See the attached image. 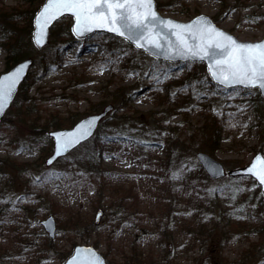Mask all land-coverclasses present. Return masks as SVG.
I'll use <instances>...</instances> for the list:
<instances>
[{
  "label": "rangeland",
  "instance_id": "rangeland-1",
  "mask_svg": "<svg viewBox=\"0 0 264 264\" xmlns=\"http://www.w3.org/2000/svg\"><path fill=\"white\" fill-rule=\"evenodd\" d=\"M27 2L0 0V7L25 8ZM156 7L180 20L209 14L241 40L264 36V0H156ZM68 18L71 24L72 17L66 15L52 27L47 46L33 50L24 89L19 88L0 122V264H63L78 244L94 245L107 264H264L263 197L253 178L212 179L203 170L209 180L198 177L191 192L170 180L174 167L167 178L160 177L159 169V159L166 158L162 142L170 138L179 140L184 166L195 169L196 152L210 153L202 125L212 115L221 136L210 154L227 169L247 164L259 150L264 153V131L255 123L252 102L258 91L224 89L209 77L212 93L197 94L179 81L197 63L206 69L204 62L157 59L103 32L63 37ZM6 55L0 46V73L6 70ZM101 65H107L102 74ZM154 69H159L160 84L152 79ZM221 89L224 95L218 98ZM122 91L130 95L128 108L138 118L133 122L127 118L129 122L145 120L149 127H128L123 112L113 108L106 114L100 123L101 133L108 135L101 156L103 183L82 171L85 151L91 148L83 146L85 142L46 164L53 145L49 130L71 127L108 104L115 107ZM178 95L184 96L177 99L181 107L174 108ZM109 131L143 136L146 143L137 149L132 142L110 139ZM236 187L244 191L233 199ZM193 196L206 200L212 211L198 214L204 228L197 225L191 236L188 227L196 220L189 202ZM49 214L56 221L54 238L40 223Z\"/></svg>",
  "mask_w": 264,
  "mask_h": 264
},
{
  "label": "snow or ice",
  "instance_id": "snow-or-ice-1",
  "mask_svg": "<svg viewBox=\"0 0 264 264\" xmlns=\"http://www.w3.org/2000/svg\"><path fill=\"white\" fill-rule=\"evenodd\" d=\"M64 14L74 18L71 31L78 38L94 29H105L134 45L136 49H143L157 57L163 56L169 61L177 58L184 61L207 60L211 78L224 89L242 87L250 93L257 90L264 96V41L240 42L216 27L208 17L197 16L189 23L165 19L155 10L153 0H47L36 17L34 41L37 46H41V37L49 23ZM123 55L127 56L128 52L124 51ZM26 67V64H20L14 73L0 78V115L4 113L6 98L11 97ZM106 69L107 65H101V74ZM158 73L159 69H154L151 76L155 83L160 84L162 80ZM144 75L149 73L145 72ZM164 77L167 78L168 74L164 73ZM191 87L195 90L196 86ZM98 119L93 117L84 121L72 132L55 133V152L47 163L52 165L57 157L67 154L69 149L90 138ZM231 126L236 127L235 124ZM110 139L114 140L115 137ZM105 159L110 160L112 157L105 156ZM247 173L264 186V159L255 157ZM53 175L55 173H49V176ZM180 178V172L173 173L172 179ZM208 191L214 193L216 189ZM232 191V198L235 199L244 189L236 187ZM44 227L49 228L47 222ZM75 251L76 255L67 264H99V257L91 249L77 248Z\"/></svg>",
  "mask_w": 264,
  "mask_h": 264
},
{
  "label": "trees",
  "instance_id": "trees-1",
  "mask_svg": "<svg viewBox=\"0 0 264 264\" xmlns=\"http://www.w3.org/2000/svg\"><path fill=\"white\" fill-rule=\"evenodd\" d=\"M44 0H39L38 3H33V0H28L29 6H26L25 8L23 7H0V46L5 48L7 51L6 55V69L10 68L12 65H14L16 62L32 56L33 50L36 49L33 40H32V30H33V18L35 15L36 10L40 7ZM66 19V18H64ZM19 23H22L20 25ZM58 23V22H57ZM65 33L63 35L66 36H72V31H71V24L69 22H66V29ZM23 32H26L25 36ZM106 36L112 38V39H117V40H122L120 38H117L111 34L104 33ZM53 36H56V33L53 34ZM62 37V38H63ZM123 41V40H122ZM126 47L132 48V45L127 44L124 42ZM134 49V48H133ZM111 50L113 52H118L119 49H115L111 47ZM135 66V65H134ZM174 85V83H172ZM180 86H189L192 88V85H195V92L197 94L201 93H207L211 94L212 90L210 88H213V86L210 85V80L209 76L207 75L206 69L203 65V63H197V68H195L194 71H190L186 74V76L179 81ZM24 82L20 86V90L24 89ZM26 88V87H25ZM122 93V94H121ZM172 95L173 91L171 92ZM257 99L252 100L254 102V108L256 109L257 115L255 119V123L259 124V129H262L264 131V98L257 94ZM117 96V104L113 109L116 111H122L125 117V121L128 122V127L132 128H147L149 127V124L144 120L140 121L139 123L134 122L135 119H138L137 116L135 115L134 110L132 111L131 108H128L129 103L128 100L131 99L130 95H125V93L122 91L120 92ZM224 95V90H219V97ZM184 96L178 95L174 98L175 100V106L174 108H179L181 107V104L177 102L178 98H183ZM258 100V101H257ZM130 102V101H129ZM257 102V103H256ZM190 105H194L195 103L190 102ZM207 106H210L207 105ZM128 109H131V112H127ZM223 111H219L218 113L221 115ZM211 119H208V122L203 123L202 129L204 135L206 134V139H204L205 144H209L207 147V151L210 153H213L216 148L218 147V141L221 136V129L220 126L217 125V118L214 117L213 115L211 116ZM132 122H129L130 120ZM74 120L71 122L73 123ZM127 125V124H126ZM132 125H136L135 127ZM55 126H58L56 124ZM61 126V124H60ZM106 128V127H105ZM125 128V127H122ZM101 129V124L99 126V131L89 139L87 140L83 146H91V148L87 151H85V156L82 159V164L80 165L82 168V171L88 176L92 178V175L95 177L97 182L103 183L104 181V170L101 168V156L103 152H105V148L107 147L108 144V138H106L108 135L105 137V132L100 131ZM127 132V131H126ZM106 134H110L111 136L109 137H117L116 140H119L120 142H132L133 145L137 147V149L142 148L143 145L146 143V140L143 139V136L140 137H133L131 135L127 136L125 135L124 132L120 133H115L113 131H109ZM152 136V135H151ZM153 137V136H152ZM164 143L165 146V159H159V169L163 170V172L160 174V177L167 178L168 174L167 172L169 171L170 168L174 167L175 172H180V179H176L175 181H179L181 186L187 187L189 191H193L195 189H192L193 186H195V180H197L198 177L203 178L204 181H208L209 178L207 175L204 173L203 169L201 168V165L199 163H195L196 167L195 169H191L190 165L184 166V162L181 161V154L179 151L182 149L180 146V142L177 138H170L168 141L162 142ZM179 150V151H178ZM188 163V162H186ZM190 164V163H189ZM240 166L243 164H239ZM193 166V165H192ZM183 170V171H181ZM170 173V172H169ZM174 173V172H173ZM173 174H169V178L171 181H174L172 179ZM98 178H102L98 180ZM243 177L240 176H235L232 177L235 181H238L242 179ZM216 190H220V188H217ZM3 196V194H0V197ZM190 205L195 207V210L191 213L192 216L195 214L196 220L193 221V223H190L188 227V232L192 236L193 235V230L195 231L197 228V225H200V228H204V223L202 218H198V214L202 212H211L212 207L211 205L206 204V200H200L198 197H190ZM261 206L262 210L264 211V201H261ZM222 210V209H221ZM201 230V229H200ZM51 243V241H49ZM152 260H149L148 263H151ZM153 264V263H152Z\"/></svg>",
  "mask_w": 264,
  "mask_h": 264
},
{
  "label": "water",
  "instance_id": "water-1",
  "mask_svg": "<svg viewBox=\"0 0 264 264\" xmlns=\"http://www.w3.org/2000/svg\"><path fill=\"white\" fill-rule=\"evenodd\" d=\"M47 3V0H44V2L42 3V5L38 8V10L36 11L35 15H34V18H33V30H32V40H33V43L34 45L37 47V48H43L45 47L46 45H48L50 43V37H51V28L53 27V25L59 20L61 19L63 16H66V15H69L71 16L70 14H64L63 16H60L59 19L55 20V21H51L49 23V25L47 26V28L45 29V32H44V35L41 37V46H37L35 41H34V34L37 32V21H36V17L39 15L40 11L43 9V6L44 4ZM153 3H154V8L155 10L158 12V14L165 18V19H172L174 21H177V22H180V23H189L191 22L192 20H194L197 16H205V17H208L211 22L213 24H215L216 27H218L219 29L229 33L230 35H232L234 38H236L238 41L240 42H250V43H258V42H261V41H264V36L258 40H241L239 39L235 34L231 33L230 31H227L225 30L224 28L220 27L219 25L216 24V21L213 19L212 16H210L209 14H206V13H199L197 15H195L193 18L189 19V20H180V19H177V18H173V17H170V16H165L163 14L160 13V11L158 10V8L156 7V0H153ZM72 17V16H71ZM75 23V20L74 18L72 17V24H71V29L73 27ZM94 32H107V33H111V32H108L106 31L105 29H94L92 32H89L81 37H86L87 35L91 34V33H94ZM115 36H117L115 33H111ZM75 35V34H74ZM77 36V35H76ZM119 37V36H118ZM143 50V49H141ZM144 51V50H143ZM148 53V52H146ZM150 55L154 56L155 58L157 59H162V60H166L163 58V56H160V57H157L155 55H153L152 53H149ZM166 61H169V60H166ZM173 61H184V60H180V59H175ZM192 61H200L199 59L197 60H192ZM205 63L206 65V68H207V71H208V62L207 60H204L202 61ZM20 64H26L27 67L25 68V70L23 71V73H21V78L19 79V81L17 82L16 84V87L15 89L13 90V93L11 95V97H8L6 98L5 100V105H4V113L2 115H0V122L2 121L6 111L9 109V107L11 106L12 102L14 101L15 97H16V94L19 90V87L20 85L23 83V81L25 80V78L27 77L28 75V72L30 71L32 65H33V58L31 56L29 57H26L18 62H16L14 65H12L10 68L2 71L0 73V78H2L3 76L5 75H10L12 73L15 72L16 68L19 67ZM208 74H209V71H208ZM210 76V74H209ZM211 78V76H210ZM211 81L213 83H216L212 78H211ZM217 84V83H216ZM218 86H221L223 87L222 85H219L217 84ZM264 97V96H263ZM113 108V105L112 104H108L106 105L103 110L99 111V112H94V113H91V114H88L82 118H80L77 122L74 123V125H72L71 127H64V128H56V129H51L48 131V134L49 136L52 138V141H53V146H52V152L51 154L46 158V164L49 165L47 163V161L54 155V152H55V145H56V137H55V133H60V132H72L74 131L79 125H81L84 121H88V120H91L93 117H99V119L96 121V127L94 128L93 130V134L95 133V131L97 130L101 120L105 117V115ZM89 139V138H88ZM87 139V140H88ZM86 141V140H85ZM83 141V142H85ZM82 142V143H83ZM79 146V145H78ZM77 147V146H76ZM75 147V148H76ZM75 148H72V149H69L68 153L70 151H72L73 149ZM67 153V154H68ZM65 154V155H67ZM65 155H62L60 157H63ZM257 156H260L262 157V159H264V153L263 151L259 150L257 151L253 156L252 158L250 159V161L245 164V165H242V166H237V167H233V168H230V169H227L225 167V165L219 161L217 158H215L214 156H212L210 153L206 152V151H203V150H198L196 152V158H197V161L200 163L201 167L203 168V170L207 173V175L212 178V179H218V178H221V177H224L226 175H229V176H250L251 178L255 179V181L257 182V184L259 185V182L258 180H256V178L254 176H252L251 174H248L247 173V168L251 166V164L253 163V161L255 160V157ZM60 157H57V159H59ZM56 159V160H57ZM55 160V161H56ZM54 161V162H55ZM53 162V163H54ZM259 163V162H258ZM260 186V189H261V192H262V197H263V200H264V186ZM100 215V213H97V218L98 216ZM45 222L48 223L49 225V228H45L44 225H45ZM40 223L42 224V226L44 227V229L48 232L49 236L54 238L55 235H56V221H55V218L52 214H49L48 216H46L45 218L41 219L40 220ZM79 248V249H91L93 253H95L96 256L99 257V264H107V259L106 257L102 254V252L96 248L94 245L92 244H78L74 247L73 249V252L71 255H69L66 260L64 261L63 264H67V262L69 260L72 259L73 256L76 255V249Z\"/></svg>",
  "mask_w": 264,
  "mask_h": 264
}]
</instances>
